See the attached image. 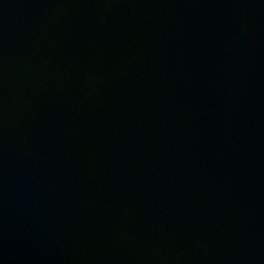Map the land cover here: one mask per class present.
I'll list each match as a JSON object with an SVG mask.
<instances>
[{"label": "water", "instance_id": "1", "mask_svg": "<svg viewBox=\"0 0 264 264\" xmlns=\"http://www.w3.org/2000/svg\"><path fill=\"white\" fill-rule=\"evenodd\" d=\"M0 264H264V0H0Z\"/></svg>", "mask_w": 264, "mask_h": 264}]
</instances>
